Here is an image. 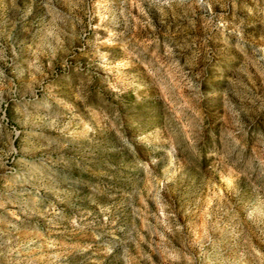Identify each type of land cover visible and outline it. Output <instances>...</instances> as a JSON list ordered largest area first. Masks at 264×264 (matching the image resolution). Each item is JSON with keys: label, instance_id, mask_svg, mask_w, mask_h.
<instances>
[{"label": "rangeland", "instance_id": "obj_1", "mask_svg": "<svg viewBox=\"0 0 264 264\" xmlns=\"http://www.w3.org/2000/svg\"><path fill=\"white\" fill-rule=\"evenodd\" d=\"M0 264H264V0H0Z\"/></svg>", "mask_w": 264, "mask_h": 264}]
</instances>
